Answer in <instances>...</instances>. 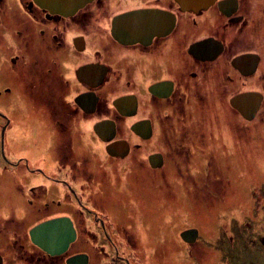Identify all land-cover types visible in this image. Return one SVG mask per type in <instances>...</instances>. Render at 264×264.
<instances>
[{
	"label": "flooded vegetation",
	"instance_id": "1",
	"mask_svg": "<svg viewBox=\"0 0 264 264\" xmlns=\"http://www.w3.org/2000/svg\"><path fill=\"white\" fill-rule=\"evenodd\" d=\"M58 1L0 0V264L195 244L174 212L222 197L218 153L261 118L264 0ZM49 222L58 253L30 237Z\"/></svg>",
	"mask_w": 264,
	"mask_h": 264
},
{
	"label": "rangeland",
	"instance_id": "2",
	"mask_svg": "<svg viewBox=\"0 0 264 264\" xmlns=\"http://www.w3.org/2000/svg\"><path fill=\"white\" fill-rule=\"evenodd\" d=\"M260 76L264 91V61ZM260 116L250 131L244 128L239 152L234 147L218 153L222 170L217 173L227 182L218 187L222 197L213 191L211 203H197L194 216L174 212L175 231L193 227L196 243L149 250L148 264H264V107ZM6 194H11L10 187Z\"/></svg>",
	"mask_w": 264,
	"mask_h": 264
},
{
	"label": "water",
	"instance_id": "3",
	"mask_svg": "<svg viewBox=\"0 0 264 264\" xmlns=\"http://www.w3.org/2000/svg\"><path fill=\"white\" fill-rule=\"evenodd\" d=\"M51 1L58 6L64 5L61 1H58V0H51ZM86 1L88 0H76L73 2L72 0H69V3L71 6H73L75 4L80 5ZM240 99L241 100L245 99L246 103H248L247 101L250 102L249 106H246V108L244 109V112L245 114L249 112L250 116H248L247 118H251V116L254 115V112L258 109L259 104L262 100V96L259 93H249L248 92V93L241 94L240 97L233 98L230 102L234 107H238V102L240 101ZM241 112H242V109H241ZM55 223L56 222L43 223L37 226L36 228H33L30 231V237L37 245H39L44 250L48 252L58 253L66 247L68 243V239L59 238L58 237L59 235H51L47 233L46 234L42 233L43 230H47V227L55 226ZM196 235H197L196 229H192V228L181 232V236L185 241H193ZM187 237H190L191 240H188Z\"/></svg>",
	"mask_w": 264,
	"mask_h": 264
},
{
	"label": "bare ground",
	"instance_id": "4",
	"mask_svg": "<svg viewBox=\"0 0 264 264\" xmlns=\"http://www.w3.org/2000/svg\"><path fill=\"white\" fill-rule=\"evenodd\" d=\"M42 1H44V0H42ZM73 1H76V0H72V2ZM51 3H52V1H51ZM42 233H46V230H43Z\"/></svg>",
	"mask_w": 264,
	"mask_h": 264
}]
</instances>
